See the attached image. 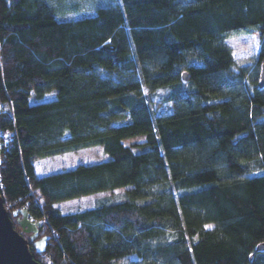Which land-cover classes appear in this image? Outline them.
<instances>
[{
  "label": "trees",
  "instance_id": "obj_1",
  "mask_svg": "<svg viewBox=\"0 0 264 264\" xmlns=\"http://www.w3.org/2000/svg\"><path fill=\"white\" fill-rule=\"evenodd\" d=\"M68 1L0 0V195L13 227L22 211L39 222L32 257L264 264V87L225 43L258 33L264 61V0ZM97 145L107 160L36 174L38 159Z\"/></svg>",
  "mask_w": 264,
  "mask_h": 264
},
{
  "label": "rangeland",
  "instance_id": "obj_2",
  "mask_svg": "<svg viewBox=\"0 0 264 264\" xmlns=\"http://www.w3.org/2000/svg\"><path fill=\"white\" fill-rule=\"evenodd\" d=\"M64 4L67 5L69 3L68 0H63ZM79 3L80 7H82V11L90 12L93 4H95L94 0H74ZM65 17L70 19L77 15L74 10L66 9ZM225 43L230 48L235 66L238 68H243L246 71V77L250 80H253L257 77L259 79V73L261 69V64L264 61L259 62L257 58V53L260 46V37L258 33L251 34H235L225 39ZM186 86V85H185ZM55 93L52 91L51 93L43 96L41 101H48L53 99ZM35 100V99H33ZM170 103L164 104L161 107V110H169ZM5 139L0 134V142ZM145 141V137L134 136L128 139H125L123 142L125 145L132 146L133 144H140ZM143 146H134L133 150L138 152L143 150ZM108 159V156L103 152L102 147L91 146L87 148H81L76 151L66 152L55 156L45 157L38 159L35 164V171L38 176L47 175L50 173L59 172L62 170L72 169L78 164H94L105 161ZM131 186L121 187L114 189L112 191H105L101 193L92 194L89 196H84L80 198H75L72 200L60 202L57 207L62 213H73L79 210L91 208L95 205V203L100 199L112 198V199H122L125 197L126 193ZM22 216L17 219L14 218V229L20 234H23L24 238L27 240H32L34 245L37 248H42L44 244L43 236L38 235V224L39 222L34 221L27 217L25 211H22ZM213 224H207L204 226L205 229H211ZM30 244V243H29ZM136 257L131 255L123 258L116 259L115 264H128L129 261L135 259Z\"/></svg>",
  "mask_w": 264,
  "mask_h": 264
},
{
  "label": "water",
  "instance_id": "obj_3",
  "mask_svg": "<svg viewBox=\"0 0 264 264\" xmlns=\"http://www.w3.org/2000/svg\"><path fill=\"white\" fill-rule=\"evenodd\" d=\"M182 78L186 79L185 73ZM258 88L264 87V62L261 64ZM264 249V244H259L257 250ZM0 264H40L29 250L28 241L14 229L8 211L0 195Z\"/></svg>",
  "mask_w": 264,
  "mask_h": 264
},
{
  "label": "built area",
  "instance_id": "obj_4",
  "mask_svg": "<svg viewBox=\"0 0 264 264\" xmlns=\"http://www.w3.org/2000/svg\"><path fill=\"white\" fill-rule=\"evenodd\" d=\"M5 106L3 104H0V110H3Z\"/></svg>",
  "mask_w": 264,
  "mask_h": 264
},
{
  "label": "crops",
  "instance_id": "obj_5",
  "mask_svg": "<svg viewBox=\"0 0 264 264\" xmlns=\"http://www.w3.org/2000/svg\"><path fill=\"white\" fill-rule=\"evenodd\" d=\"M57 204H59V203H56L55 205H57Z\"/></svg>",
  "mask_w": 264,
  "mask_h": 264
}]
</instances>
